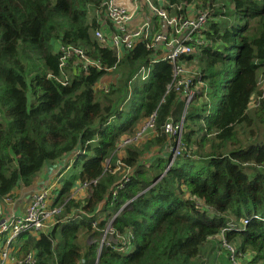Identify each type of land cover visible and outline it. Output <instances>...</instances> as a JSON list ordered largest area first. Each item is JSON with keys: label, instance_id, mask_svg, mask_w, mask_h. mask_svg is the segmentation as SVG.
I'll list each match as a JSON object with an SVG mask.
<instances>
[{"label": "trees", "instance_id": "obj_1", "mask_svg": "<svg viewBox=\"0 0 264 264\" xmlns=\"http://www.w3.org/2000/svg\"><path fill=\"white\" fill-rule=\"evenodd\" d=\"M102 1L0 0V204L56 167L54 204L62 208L46 235L17 238V256L33 252L35 264H204L200 248L221 235L239 264H264V142L244 146L238 137L257 136L255 119L264 128V96L249 107L262 95L264 0H163L209 14L206 41L180 59L195 72L190 87H204L187 106L179 143L165 132L184 111L182 92L167 89L171 65L151 62L141 44L117 62L94 38ZM60 45L80 47L99 68L84 72L74 58L60 71ZM141 67L148 76L133 79ZM105 75L113 76L107 92L96 86ZM151 117L152 135L119 152ZM83 184L86 197L70 198ZM82 232L92 238L84 248ZM104 232L110 241L100 247Z\"/></svg>", "mask_w": 264, "mask_h": 264}, {"label": "built area", "instance_id": "obj_2", "mask_svg": "<svg viewBox=\"0 0 264 264\" xmlns=\"http://www.w3.org/2000/svg\"><path fill=\"white\" fill-rule=\"evenodd\" d=\"M99 13H103L104 20L99 17ZM208 18V10L196 9L195 4L168 5L161 0H103L96 11L98 27L94 30V38L102 47L114 51L117 62L124 52L131 51L141 44L146 50L153 51L154 58L151 62L164 61L171 65L172 81L167 89L173 87L176 92H182L184 111L176 122L171 118L168 120L165 132L171 137H178L179 140L187 106L200 93L194 91V88L204 87L201 82H197L195 87H190L195 72H188L180 59L181 56L194 53L197 45L206 41L203 31ZM58 52L61 55L60 71L74 58V64L84 72L100 66L98 61L88 58L80 47L60 45ZM149 71V67H141L133 79L145 80ZM54 79L62 85L67 84V79ZM109 84L111 82L104 84L100 80L96 86L107 92ZM259 84L262 95L250 104V108H257L264 96V77H261ZM152 122L153 117L149 119L150 127ZM177 155L176 150L174 157ZM86 186L83 184L81 189ZM55 188L51 178L43 182L27 197V204L21 214L12 207L11 198L3 199L0 204V264H35L33 252L17 256L20 251L17 238L23 233H31L33 236L46 235L53 227L49 229V223L54 218L57 222L62 208L54 204ZM108 237L107 232L102 234L100 247L109 244Z\"/></svg>", "mask_w": 264, "mask_h": 264}, {"label": "rangeland", "instance_id": "obj_3", "mask_svg": "<svg viewBox=\"0 0 264 264\" xmlns=\"http://www.w3.org/2000/svg\"><path fill=\"white\" fill-rule=\"evenodd\" d=\"M163 1V0H161ZM191 67L189 69H186L189 72H192V70H190ZM261 77V76H260ZM113 76L112 75H105L101 82L106 84V83H110V81H112ZM261 78L258 80V82H260ZM260 86V84H259ZM199 92V88L196 87L194 88V91ZM198 96V95H197ZM31 103V99H30V94L28 93V104ZM250 116L253 117L255 114V109H252L250 111ZM2 115L0 114V121H1ZM254 124L251 127V129L255 130L257 132V136L255 138H246L244 136V133L239 134V140H241L242 145L246 146V143L248 141L250 142H264V128L263 125H261V123L259 121H257L256 119L254 120ZM152 135V129L149 126V119L145 120L142 124L139 125L138 129L136 130L135 134L132 136H129L127 138H124L121 140L120 145H119V152L120 149L122 150V148L124 146H128V145H137V146H141L150 136ZM174 141L179 142V138H175ZM170 151H173L172 149H170ZM178 151V150H177ZM174 155V153H173ZM46 169V168H45ZM43 169L42 172L38 173L36 177H38L39 179H42V177H46V170ZM53 171L51 172V174L49 175V177L54 181L55 183V187L58 186V175L59 172L55 171L56 167L52 168ZM72 173H75L74 170L70 169ZM74 171V172H73ZM71 173V174H72ZM56 174V175H55ZM64 176L67 175L66 173L63 174ZM45 182V181H44ZM87 192L84 191V189H81L80 187L78 188V186H76L74 188V191L71 194L72 199L74 200H83L86 197ZM11 201H14L15 198H17V195L15 194L13 197H10ZM55 218L54 220H52L49 223V229L55 224ZM92 238H87V236L84 234V232H82L79 236L78 239V244L84 248L86 246V244H89V242L91 241ZM222 236L219 235L217 238H214L213 241L203 245L200 248V258L202 257V260L204 259L205 263L204 264H239L241 262L240 258H237L238 256H236V254L234 253V249L230 246H228L224 241H221ZM24 239H22L23 241ZM22 241H18V242H22Z\"/></svg>", "mask_w": 264, "mask_h": 264}, {"label": "crops", "instance_id": "obj_4", "mask_svg": "<svg viewBox=\"0 0 264 264\" xmlns=\"http://www.w3.org/2000/svg\"><path fill=\"white\" fill-rule=\"evenodd\" d=\"M46 177H42V179L38 180V177L35 178L34 180V185L32 188L26 190V189H21L16 191L17 198H15L13 202V208L16 210V212L19 214L23 213L25 206L27 204V197L36 189L39 188V186L46 180H48L50 177L49 175L51 174V167H47L46 169Z\"/></svg>", "mask_w": 264, "mask_h": 264}, {"label": "water", "instance_id": "obj_5", "mask_svg": "<svg viewBox=\"0 0 264 264\" xmlns=\"http://www.w3.org/2000/svg\"><path fill=\"white\" fill-rule=\"evenodd\" d=\"M170 163H172V162H170ZM170 163H169V166H170Z\"/></svg>", "mask_w": 264, "mask_h": 264}]
</instances>
